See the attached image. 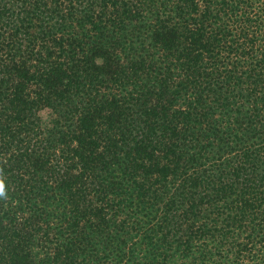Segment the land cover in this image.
Returning <instances> with one entry per match:
<instances>
[{
  "label": "trees",
  "instance_id": "obj_1",
  "mask_svg": "<svg viewBox=\"0 0 264 264\" xmlns=\"http://www.w3.org/2000/svg\"><path fill=\"white\" fill-rule=\"evenodd\" d=\"M0 264H264V0H0Z\"/></svg>",
  "mask_w": 264,
  "mask_h": 264
},
{
  "label": "clouds",
  "instance_id": "obj_2",
  "mask_svg": "<svg viewBox=\"0 0 264 264\" xmlns=\"http://www.w3.org/2000/svg\"><path fill=\"white\" fill-rule=\"evenodd\" d=\"M6 197L5 184L2 178H0V198Z\"/></svg>",
  "mask_w": 264,
  "mask_h": 264
}]
</instances>
